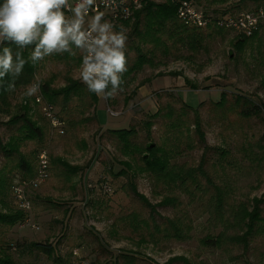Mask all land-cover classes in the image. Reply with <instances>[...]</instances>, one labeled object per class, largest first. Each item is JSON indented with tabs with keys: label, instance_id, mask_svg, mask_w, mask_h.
<instances>
[{
	"label": "rangeland",
	"instance_id": "obj_1",
	"mask_svg": "<svg viewBox=\"0 0 264 264\" xmlns=\"http://www.w3.org/2000/svg\"><path fill=\"white\" fill-rule=\"evenodd\" d=\"M256 4L258 3L254 0H245V4L242 0H226L223 4H214L212 8L229 9L236 13L254 8ZM113 23L123 24L129 34L130 25ZM235 34L228 31L223 36H216L206 42L205 49L196 53L190 62L169 58L164 65L154 69L145 66L139 71L127 91L157 70L181 74L178 77L163 75L153 80V85L164 86L158 87L157 93L161 98L153 95V109L149 110L147 105L140 107L134 104L128 117L116 115V110L121 111L122 106L126 107L123 105L124 95L119 93L115 95L116 106L108 109L109 114L105 111L103 99L98 98L97 109L101 116V126L103 122L109 124L106 127H111L112 123L116 128L134 125L138 130L137 140H141L145 133L142 123L146 115L154 113L167 103L180 110L179 99H171L168 94L178 95L191 107L205 102L200 110V117L206 143L220 146L229 152L222 161V166H211L212 162L218 160V155L209 152L203 167L212 184L222 189L221 204L218 205L214 185H209L201 175H198V185L188 187L187 184L178 183L166 186L145 174H137L130 180L129 175L136 170V162L117 150L105 135V130L94 122L73 127H67L65 122L64 134H57L40 109V114L37 113L40 116L39 122L46 129L44 148L48 155L47 178L37 186H23H27L24 189L26 193L32 191L31 206L28 203V208L22 207L21 202L15 198L19 202L18 206L28 211L27 219L30 221L24 219L11 229H0V237L9 244L8 252L16 264L58 263L52 260V256L37 249L19 251L14 244L15 240L50 243L55 247L53 257L68 259L71 264H90L92 261L112 264L116 256L119 264H167L168 260L175 257H183L191 264H264V234L258 233L251 238L246 250L231 240L232 236L244 230L243 224L239 223L243 207L250 210L251 199L264 194V160L252 163L238 151L241 145L247 146V141L252 144L262 136L264 124L253 120V123L258 124L251 125V130L246 128L244 134H239L226 128V122L215 117V109L210 103L218 101L221 92H225L229 99L232 94L240 93L264 104V87L261 85V79L264 78V36L251 38L238 54L233 48ZM127 44H130L128 39ZM127 52L130 59L135 57V51L130 46ZM59 70H64L62 64L52 60L45 61L38 69L36 81L39 82ZM79 74L80 68L74 73V77L80 78ZM184 78L190 84H185ZM54 85H62V79H55ZM22 94H18L12 104L16 106ZM136 95H132L133 101ZM188 114L190 123L187 141L185 134L176 140L180 143L170 162L195 168L199 164L202 149L197 145L198 137L193 131L192 111H188ZM121 116L126 119L123 120ZM228 118L231 120L233 116L229 114ZM122 120L123 123L119 124ZM151 131L156 143L166 141V135L158 125H154ZM0 134H6L3 126H0ZM262 144L264 146V141ZM32 146L27 143L25 150H31ZM169 147L172 148L170 145ZM57 158L78 169L70 171L59 168L54 164V159ZM121 161H127L132 166L128 176L118 174L121 169H125ZM36 163L39 164L38 161ZM18 178V175L15 176L13 184L18 182ZM132 181L138 191L153 204H158L166 197L172 198V203L157 206L153 217L160 228L167 225V219L172 220L179 228L181 237L173 236L174 230L169 228L170 225V234L167 236L164 232L155 230L152 231V236L148 235L143 224L132 219L135 215L137 220L145 219L149 226L154 224L149 220V209L132 195L129 189ZM105 186L110 187L111 192L106 193L103 190ZM25 198L27 201L26 196ZM206 237L211 238L213 243H204ZM120 256L126 258L121 259ZM173 264L184 262L176 260Z\"/></svg>",
	"mask_w": 264,
	"mask_h": 264
},
{
	"label": "trees",
	"instance_id": "obj_2",
	"mask_svg": "<svg viewBox=\"0 0 264 264\" xmlns=\"http://www.w3.org/2000/svg\"><path fill=\"white\" fill-rule=\"evenodd\" d=\"M179 1L182 0H142L140 7L136 8L128 19L112 21L124 23L126 26L130 25L128 41L130 42L129 46L135 51L133 59L129 58L126 51L128 70L123 74L125 81L123 91L118 92L124 95V106L132 100V95L136 94L138 88L150 82L152 78L163 75L175 77L181 75L178 72L157 70L154 74L144 77L127 91L135 81L136 74L143 70L145 66L154 69L164 65L169 58L190 62L194 59L196 53L205 49L204 45L206 42L213 40L216 36H223L225 32L230 31L218 28L213 24L205 28L185 25L177 17ZM187 1H193L205 14L211 13L214 16H222L234 13L229 9L218 10V8H212L214 4H223L226 0ZM242 1L245 4V0ZM260 1L262 2L259 3ZM254 2L258 3L255 5L256 7L248 10L264 6V0H254ZM259 35L264 36V28L259 29L251 37L236 33L233 42V48L236 53H241L249 40ZM260 37L262 38V36ZM4 46H9L14 52L16 51V45L7 42L0 45V51H2ZM129 46L126 42V47L128 48ZM31 51L32 48L30 47L23 52L26 59ZM49 60L62 64L64 70L53 72L47 78L39 80L41 87L37 94L41 96V103H37L35 101L36 95L27 96L25 89L27 85L36 81L38 69L45 61ZM80 64L81 56L79 53L76 56H71L68 53L52 55L46 57L45 60L35 66L31 63L26 64L22 75L16 80L14 92H8L0 88V126H3L6 131L5 135L0 134V229H11L28 217V211L20 208L18 206L19 202L15 201L16 197L13 189L21 183L29 184L36 177L38 154L41 150H46L44 148L46 146V129L40 124V116L37 114H40L41 106L49 105L53 107L55 116L63 124V134L65 122L67 127L94 122L101 128L96 115L98 96L95 93H90L80 78L74 77V73L80 68ZM58 77L62 79V85L56 86L54 81ZM8 79L10 77L6 78L5 83H7ZM184 82L185 84H190L186 78H184ZM261 85L264 87V78L261 79ZM20 93H23L22 98L15 106V104H12V100ZM155 94L157 98H161L160 94L157 92ZM167 96L171 99H175V97L179 99L181 102L180 110L174 109L171 104L167 103L161 105L154 113L146 115V119L142 123L145 133L141 140H137L138 130L134 125L129 128L106 129L104 131L105 135L114 143L117 150L136 162V170H133L129 175L130 180L137 174H145L147 177L153 178L166 186H174L178 183L179 185L187 184L188 187L190 185H198V175H201L207 180L209 185H214L203 169L207 162L208 153L211 152L218 155V160L212 162L211 166H222V161L229 152L220 146H211L206 143L205 132L202 130V118L200 117V110L205 102H200L196 107H191L185 104L178 95L174 96L170 93ZM106 102L109 109L115 107L117 104L116 96L107 99ZM210 103L215 109V117L220 121H225L226 128L239 134H244L246 128L251 130V125L264 124V104L257 103L250 96L234 93L229 99L225 92H221L220 99ZM13 109L15 110L13 111ZM190 110L192 111L193 131L198 137L197 145L202 149L199 164L195 168L170 162V159L176 153L177 144L180 143L176 140L185 134L187 141L190 123L188 111ZM229 114L233 116L231 120L228 118ZM253 120H257L258 123H253ZM154 125H158V128L163 130V134L166 135L165 142L156 143L152 139L151 128ZM263 141L264 133L252 144L247 141V146L245 144L241 145L238 151L252 163H260L264 160ZM27 143L33 145L29 151L25 150ZM186 144L189 145V142H186ZM54 164L59 168L69 169L70 171L78 169V167L69 166L59 158L54 159ZM121 164L124 165L125 169H121L118 174L128 176L131 171L129 168H132L131 164L127 161H121ZM17 175L19 177L18 182L13 184V180ZM129 189L132 195L149 209V220H152L153 226H149L145 219L137 220L135 215L132 218L143 224L142 226L146 228L148 235L152 236V231L155 230L156 232H164V235L167 236L170 234L168 231L170 225L169 228L174 230L173 236L181 237L179 228L172 220L167 219V225L160 228L153 217L157 212L156 207L172 203V198L166 197L160 200L158 204H153L144 194L138 191L133 181L129 183ZM221 190L219 186L214 185L218 205L223 201ZM31 192L30 190L27 193L25 192L29 206H31ZM250 204V210L243 207L240 213L239 223L243 224V232L235 234L231 238L235 244L241 245L243 250H246L250 239L256 234H264V194L253 197ZM0 234L2 233L0 232ZM210 239L206 237L204 243H213ZM215 241L218 242V239H215ZM14 244L19 251L22 250L23 252L29 248L37 249L49 257L52 256V260L55 263H70L68 259L62 260L60 256L54 258L55 247L50 243L39 241L26 243L15 240ZM8 248L9 244L7 241L0 237V264H16L8 252ZM120 257L121 259L126 258V256ZM176 260H181L184 264H191L183 257L170 259L167 264H173ZM98 263V261H92L90 264ZM112 264H119L117 256Z\"/></svg>",
	"mask_w": 264,
	"mask_h": 264
},
{
	"label": "clouds",
	"instance_id": "obj_3",
	"mask_svg": "<svg viewBox=\"0 0 264 264\" xmlns=\"http://www.w3.org/2000/svg\"><path fill=\"white\" fill-rule=\"evenodd\" d=\"M95 2L4 0L0 4V45L15 44L16 51L9 46L0 51V88L14 92L26 64L35 66L52 55L79 53L80 80L90 93L107 100L123 91L128 30L95 11ZM30 47L26 59L23 52ZM40 87L39 82L30 83L26 95H37Z\"/></svg>",
	"mask_w": 264,
	"mask_h": 264
},
{
	"label": "built area",
	"instance_id": "obj_4",
	"mask_svg": "<svg viewBox=\"0 0 264 264\" xmlns=\"http://www.w3.org/2000/svg\"><path fill=\"white\" fill-rule=\"evenodd\" d=\"M177 1V0H176ZM76 0L73 1V4ZM142 0H96L95 11L103 12L110 21L126 20L132 12L139 8ZM71 3V0H70ZM93 12H90V15ZM213 15V14H212ZM205 14L193 1L182 0L178 2L177 17L187 26H196L205 28L211 24L218 28L230 30L246 37L253 36L259 29L264 28V6L252 10L229 13L222 16H212ZM35 101L41 103V96L36 95ZM41 110L45 118L50 123V127L57 133L63 134L62 123L54 114V109L49 105H42ZM38 171L36 177L28 184L23 183L21 187H14L15 197L21 202L22 207L28 208V201L25 199L24 185L37 186L46 180V168L48 164V155L46 150H41L38 154ZM19 186V185H18ZM103 190L106 193L111 192V188L105 186ZM30 221V219H26ZM30 225H33L31 223ZM34 227V226H32Z\"/></svg>",
	"mask_w": 264,
	"mask_h": 264
},
{
	"label": "crops",
	"instance_id": "obj_5",
	"mask_svg": "<svg viewBox=\"0 0 264 264\" xmlns=\"http://www.w3.org/2000/svg\"><path fill=\"white\" fill-rule=\"evenodd\" d=\"M3 2H4V0H0V4H2ZM156 78H158V77L153 78L149 83H146L145 85L139 87L137 92H136L137 95H136L135 100L134 101L133 100L129 101V104H127L126 107L122 106L123 109L121 111L116 110V115L117 114L118 115L123 114V115H126L125 117H128L129 111L133 108L134 104L138 105L140 107H144V106L147 105V108L149 110L153 109L154 108V102H153V98L154 97H153V95L155 94V92H157L159 90V88L161 86V85H157V86L153 85V80L156 79ZM177 86H179V85H177ZM161 87H164V86H161ZM178 89H180V88H178ZM176 93H177V90H176ZM98 98H99V100L103 99L101 97H98ZM103 101H104V104L106 105L105 106V108H106L105 111L109 114V110H108L109 107L107 106V102H106L105 99H103ZM98 108H99V102H98V105H97V109ZM151 113H153V112H151ZM96 115H97V119H98V122H99V119H100L99 117H101L99 115V111H96ZM121 117L123 118V120L126 119L123 116H121ZM123 120L120 121L119 124L123 123ZM99 124H100V122H99ZM102 124H103V126H101V125L100 126H101V128L103 130H106V129H109V128H116V127H113L114 124H112V123L110 124V125H112L111 127H106V126H109V124L107 122L106 123L103 122ZM120 128H124V127H120Z\"/></svg>",
	"mask_w": 264,
	"mask_h": 264
}]
</instances>
